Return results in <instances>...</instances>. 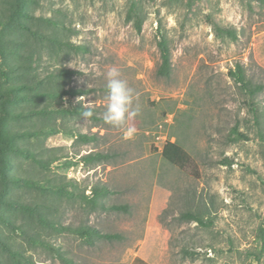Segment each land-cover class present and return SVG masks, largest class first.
Segmentation results:
<instances>
[{
    "label": "rangeland",
    "instance_id": "obj_1",
    "mask_svg": "<svg viewBox=\"0 0 264 264\" xmlns=\"http://www.w3.org/2000/svg\"><path fill=\"white\" fill-rule=\"evenodd\" d=\"M132 2L143 19L140 32L127 15ZM25 4L5 31L16 42L6 59L10 82L0 88L1 99L11 100L7 111L0 104V118L6 115L2 135L13 147L0 199V264H64L49 245L74 264H132L136 257L150 264H264V3ZM160 32L170 48L168 77L158 74ZM237 63L262 91L251 96L234 82L228 72ZM110 67L120 70L139 109L122 127L103 120ZM23 84L31 88L11 86ZM62 89L87 92L53 94ZM77 106L101 119L72 113ZM128 127L135 133L126 139ZM235 128L248 139H235ZM82 133L96 140L84 143L76 137ZM167 139L190 154L184 168L162 157ZM89 152L110 156L83 163ZM98 185L112 191L93 207L87 200ZM119 204L129 210L103 208ZM188 211L212 225L188 219ZM83 225L120 237L89 244L72 231Z\"/></svg>",
    "mask_w": 264,
    "mask_h": 264
},
{
    "label": "trees",
    "instance_id": "obj_2",
    "mask_svg": "<svg viewBox=\"0 0 264 264\" xmlns=\"http://www.w3.org/2000/svg\"><path fill=\"white\" fill-rule=\"evenodd\" d=\"M261 3H264V0H259ZM25 2L26 0H6V6L5 0H0V56H1V66H0V88L1 84H7L10 82V70L6 68L7 63V56L10 53V45L16 42V40H12L8 37V34H6V29L8 28V25L10 23L15 22V18L25 11ZM128 18L133 19L134 26L138 32L142 29V16L137 10L136 4L134 2L131 3L130 8L128 10ZM221 30V29H219ZM230 36H234V33L231 30H225ZM33 33L39 34L38 31H33ZM40 35V34H39ZM41 36V35H40ZM19 42V41H18ZM58 43L59 41L56 40ZM68 48H74L77 50H82L83 46L75 45L70 42L65 43ZM60 48V46H59ZM158 48L160 51V58L161 63L158 68V74L163 77H168L171 74L172 64H171V55H170V48L168 46L167 38L166 36L160 32L159 39H158ZM5 66V69L2 67ZM229 76L234 80V82L240 86L249 95H254L263 89V85L254 83L251 79H249L246 76V72L244 67L237 63L235 66V69H230L228 72ZM13 88H31L30 86L23 85H11ZM87 90L83 89H72V90H65L62 89L60 92L53 93L54 95H57L59 97H63L66 95H69L71 97H76L79 95H83ZM47 96L50 95V93L46 94ZM3 97V93L0 90V104L3 110L7 111V102H10L11 100L7 99H1ZM17 99V95H15L14 100ZM93 109V108H92ZM84 110V107L77 106L73 108L71 111L72 113L81 114V112ZM94 110V109H93ZM67 109H64V112H66ZM6 119V115L2 116L0 118V177H1V191H0V199L4 194L7 193L8 185H9V176L7 174V171L9 169V160H8V153L13 149L12 145L7 142V140L2 135V127L4 125V121ZM92 120L98 121L101 118L96 116L95 114L91 117ZM232 134H234L235 139H248V137L240 132L238 129H233ZM77 138H79L82 142L88 143L96 140L95 135H87L85 133L76 135ZM162 157L167 160L172 165L178 166L180 168H184L186 165H188L189 161L191 160L190 154L177 142V141H171L170 139H167L161 149ZM109 154L103 153V152H89L85 156H82V162L83 163H89V162H98L101 160H105L109 158ZM228 162V160H225ZM28 186H33L34 184L32 182H24ZM158 192L161 191L159 188L155 189ZM111 189L108 188L105 185H98L93 188L94 197L85 199L87 200L93 207L97 204V200L99 198L103 199V197L109 195L111 193ZM83 198H87L83 193L81 194ZM27 206H22V209H27ZM103 208H107L110 210L115 211H128L129 206L126 204H119V205H111V206H103ZM185 217H187L190 220H195L200 225L203 226H209L212 225L211 221L206 222L203 218H201L198 214L195 212L188 211L184 214ZM42 221V220H41ZM47 225H50V223L46 222ZM73 232L76 234H79V237L83 238L86 242L89 244H93L95 239L102 238V239H116L120 236L118 234H111V233H101L100 231L93 229L89 226H80L77 228L72 229ZM49 248L55 252V254L64 262V264H74L70 257L67 255H64L63 252H61L60 249H57L56 247H53L52 245H49ZM132 264H150L146 260L140 257H136Z\"/></svg>",
    "mask_w": 264,
    "mask_h": 264
},
{
    "label": "clouds",
    "instance_id": "obj_3",
    "mask_svg": "<svg viewBox=\"0 0 264 264\" xmlns=\"http://www.w3.org/2000/svg\"><path fill=\"white\" fill-rule=\"evenodd\" d=\"M106 103L103 120L113 127H122L127 121L134 119L139 114L138 108H133L132 89L128 82L122 78L117 67H110L106 73ZM94 115L91 107L85 106L81 116L87 120ZM135 133L132 127L126 128L125 138H131Z\"/></svg>",
    "mask_w": 264,
    "mask_h": 264
},
{
    "label": "crops",
    "instance_id": "obj_4",
    "mask_svg": "<svg viewBox=\"0 0 264 264\" xmlns=\"http://www.w3.org/2000/svg\"><path fill=\"white\" fill-rule=\"evenodd\" d=\"M156 194L154 193V197H155V200H156V203L160 201L161 197H162V192H158V194L155 196Z\"/></svg>",
    "mask_w": 264,
    "mask_h": 264
},
{
    "label": "built area",
    "instance_id": "obj_5",
    "mask_svg": "<svg viewBox=\"0 0 264 264\" xmlns=\"http://www.w3.org/2000/svg\"><path fill=\"white\" fill-rule=\"evenodd\" d=\"M165 143V142H164ZM164 143H163V145H164Z\"/></svg>",
    "mask_w": 264,
    "mask_h": 264
}]
</instances>
